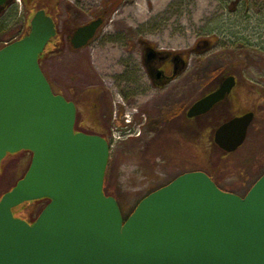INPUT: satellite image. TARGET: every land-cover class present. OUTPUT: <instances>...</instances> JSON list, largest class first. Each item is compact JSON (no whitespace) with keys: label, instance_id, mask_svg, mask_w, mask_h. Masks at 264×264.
I'll list each match as a JSON object with an SVG mask.
<instances>
[{"label":"rangeland","instance_id":"rangeland-1","mask_svg":"<svg viewBox=\"0 0 264 264\" xmlns=\"http://www.w3.org/2000/svg\"><path fill=\"white\" fill-rule=\"evenodd\" d=\"M12 2L0 21L25 13L24 34L38 9L58 23L59 35L46 43L40 66L52 91L75 102V129L110 142L103 189L122 215L184 172L208 171L219 187L241 196L262 175L264 0H32L25 8L21 0ZM103 9L108 12L95 38L71 47L73 28ZM139 40L174 52L176 71L161 87L141 69L134 50ZM226 74L238 81L237 98L228 96L207 116L188 121L187 108ZM249 110L254 117L243 144L223 151L213 142V130ZM30 158L31 151L20 150L0 160V197L23 175ZM47 202L26 201L12 210L32 222Z\"/></svg>","mask_w":264,"mask_h":264},{"label":"water","instance_id":"water-1","mask_svg":"<svg viewBox=\"0 0 264 264\" xmlns=\"http://www.w3.org/2000/svg\"><path fill=\"white\" fill-rule=\"evenodd\" d=\"M98 24L78 26L72 47L85 45ZM55 33L38 9L29 31L0 47V160L31 151L24 174L0 197V264H264V172L242 196L202 170L184 172L123 219L103 192L108 141L74 130V103L52 91L41 69L39 55ZM235 82L223 77L186 115L206 113ZM253 117L249 110L224 120L213 142L236 150ZM41 198L48 202L33 222L14 215L13 207Z\"/></svg>","mask_w":264,"mask_h":264},{"label":"flooded vegetation","instance_id":"flooded-vegetation-1","mask_svg":"<svg viewBox=\"0 0 264 264\" xmlns=\"http://www.w3.org/2000/svg\"><path fill=\"white\" fill-rule=\"evenodd\" d=\"M13 0H6V2L0 7V13L3 11V10H6L9 6H11V4L13 3L12 2ZM107 9H103L99 14L93 16L91 19H89L88 21H86L85 23H81L77 26H75L69 36V41L68 43L70 44V46L72 47V44H71V38H72V35L75 31V29L78 27V26H81V25H84V24H87L93 20H99V24L98 26L96 27L95 29V32L94 34L92 35V37L87 41V44H89L93 38H95L97 32L100 30V28H102L104 22H105V17H106V14H107ZM50 16V15H49ZM51 17V16H50ZM53 19V22H54V25H55V35L58 34L59 30H58V23L56 22V20L51 17ZM59 35V34H58ZM62 42V41H61ZM135 43V42H134ZM84 46V45H83ZM80 48V47H79ZM136 52H137V55L139 57V62L141 64V69L143 72H145L147 78L150 80L151 83H153L155 86H159L161 87V84L164 85L167 81H169L171 79V76L173 75V70L176 71V67L177 65L174 64L173 66V70H172V61H177V59H175L174 57V52H171L169 50H165L163 48H158L156 47L155 45L149 43V42H146V41H143V40H139L138 42H136V47L134 49ZM228 75V74H226ZM225 77V76H224ZM223 79V77H222ZM221 79V80H222ZM220 80V81H221ZM220 81L217 83L216 87L219 85ZM237 83V81H236ZM235 83V85H236ZM235 85L231 88L230 92L227 93V95L220 101H218L216 104H214L209 110H212L213 108H215V106L219 103V102H224L227 97L232 93V91L234 90L233 88L235 87ZM216 87H214L213 89H210L209 91H207L206 93L208 92H211L213 90L216 89ZM206 93L204 95H206ZM202 95V96H204ZM201 96V97H202ZM200 98V97H199ZM72 101V100H70ZM75 105V102L72 101ZM98 106V105H97ZM75 108H76V105H75ZM209 110L206 111V113H203V114H199V115H196V116H193V117H187L188 121H191V120H194L197 116H200V115H206L208 112H210ZM247 112V111H246ZM254 112V111H253ZM76 113H77V108H76ZM245 113V112H243ZM77 115V114H76ZM75 123H76V117H75ZM75 123H74V128H75ZM189 124V123H188ZM76 131H80V130H76ZM106 135V134H105ZM20 151V150H19ZM18 152V151H16ZM207 175H210L211 178L213 179V181L215 182V184L217 185V180L214 178V176L208 172V171H204ZM182 174V173H181ZM178 176V175H177ZM176 177V176H175ZM174 177V178H175ZM173 179V178H172ZM171 179V180H172ZM169 180V181H171ZM168 181V182H169ZM167 182V183H168ZM250 188V187H249ZM248 188V189H249ZM153 191V190H152ZM151 192V191H150ZM148 192V193H150ZM46 200H48L46 198ZM22 218V217H21ZM25 219V218H23ZM27 221H29L28 219H26ZM31 223V222H30Z\"/></svg>","mask_w":264,"mask_h":264},{"label":"trees","instance_id":"trees-1","mask_svg":"<svg viewBox=\"0 0 264 264\" xmlns=\"http://www.w3.org/2000/svg\"><path fill=\"white\" fill-rule=\"evenodd\" d=\"M22 1V4H23V7L25 8L26 5H28V3L32 2V0H21ZM9 7H13V6H9ZM13 9V8H12ZM15 14H17L16 12V9H15ZM10 15V14H9ZM8 15V16H9ZM6 17L4 20H1L0 21V47L3 46L5 43H9L15 39H18L20 37H22L24 35V28H25V23H26V19H25V13L23 16H20L17 20H13L12 18L13 17ZM15 18V17H14ZM12 19L11 21H8ZM18 28L17 29H11L10 26H12L14 23H18ZM26 34V33H25ZM8 36V39L7 40H4L5 37ZM234 90L232 91V93L229 95V98H233V99H236L237 96L235 95L236 94V91L239 89L238 88V81L235 85V87L233 88ZM223 104V102H219L215 108H217L218 105H221ZM213 108V109H215ZM212 109V110H213ZM212 110H209L210 112H208L207 114H210L212 112ZM206 114V116H207ZM40 200V199H39ZM42 208V207H41ZM40 208V210H41ZM39 210V211H40ZM38 211V213H39ZM37 213V214H38ZM128 215L124 214L123 215V219H125Z\"/></svg>","mask_w":264,"mask_h":264},{"label":"built area","instance_id":"built-area-1","mask_svg":"<svg viewBox=\"0 0 264 264\" xmlns=\"http://www.w3.org/2000/svg\"><path fill=\"white\" fill-rule=\"evenodd\" d=\"M130 121V119H127V122H129Z\"/></svg>","mask_w":264,"mask_h":264},{"label":"bare ground","instance_id":"bare-ground-1","mask_svg":"<svg viewBox=\"0 0 264 264\" xmlns=\"http://www.w3.org/2000/svg\"><path fill=\"white\" fill-rule=\"evenodd\" d=\"M6 156V155H5Z\"/></svg>","mask_w":264,"mask_h":264}]
</instances>
